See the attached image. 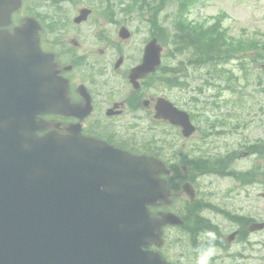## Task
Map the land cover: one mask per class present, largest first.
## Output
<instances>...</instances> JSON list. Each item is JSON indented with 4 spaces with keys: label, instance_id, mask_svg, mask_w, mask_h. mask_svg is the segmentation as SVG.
<instances>
[{
    "label": "water",
    "instance_id": "obj_1",
    "mask_svg": "<svg viewBox=\"0 0 264 264\" xmlns=\"http://www.w3.org/2000/svg\"><path fill=\"white\" fill-rule=\"evenodd\" d=\"M19 4L0 0V25ZM38 27L27 18L12 34L0 31V264H164L146 250L162 225L181 223L149 210L170 194L159 176L167 173L164 164L76 130L37 134L40 114L67 107L64 82L39 48ZM160 51L150 41L131 78L153 71ZM156 110L184 136L194 131L188 114L164 98ZM182 189L194 195L189 182Z\"/></svg>",
    "mask_w": 264,
    "mask_h": 264
},
{
    "label": "flooded vegetation",
    "instance_id": "obj_2",
    "mask_svg": "<svg viewBox=\"0 0 264 264\" xmlns=\"http://www.w3.org/2000/svg\"><path fill=\"white\" fill-rule=\"evenodd\" d=\"M63 2L65 0L60 3ZM154 5L157 6L153 3L151 11L142 8L141 4L133 6L139 10L138 19L134 21L137 24L131 22L128 25L123 20H128L129 16L119 18L114 10L108 9L113 6L106 4L101 13L107 26L92 34L82 30L90 23L93 24L92 30L97 26V20L92 17L95 12L88 5L77 9L71 19L62 15L59 3L51 10L50 16L37 12V5L29 9L27 16L34 17L40 25L39 45L51 56L56 76L65 82L66 87L67 107L59 113L42 114L47 122L43 132L69 133L74 127L84 137L132 154L145 153L152 140L151 143H143L135 129L140 123L139 112L142 110L145 116L167 122L154 116L157 99L164 96L153 90L159 79L158 68L145 76L131 78L142 62L145 45L152 38L158 41V10ZM20 10L12 12L10 23L3 29L12 31L23 21L16 14ZM81 10L87 13L77 22L74 18L82 16ZM117 22L120 24L118 27ZM122 27L126 28L125 37L120 33ZM155 143L152 153H157ZM166 158L172 161L171 157ZM169 170L168 175L171 174ZM242 179L245 185L254 181L252 177ZM195 199H198L197 204L192 202ZM190 202L183 213L176 212L185 225L163 226L162 241L156 248L150 246L167 264H194L195 249L209 229L219 237L213 264H264V213L259 216L253 211H232L212 203L206 196L196 195L194 199H188ZM197 206L200 210H192ZM159 211L156 210L155 215H159Z\"/></svg>",
    "mask_w": 264,
    "mask_h": 264
},
{
    "label": "rangeland",
    "instance_id": "obj_3",
    "mask_svg": "<svg viewBox=\"0 0 264 264\" xmlns=\"http://www.w3.org/2000/svg\"><path fill=\"white\" fill-rule=\"evenodd\" d=\"M129 1L65 0L60 3L61 0H25L26 4L23 3L17 15L21 19L27 16L31 7L38 5L35 7L37 12L50 16L51 10L59 3L62 15L71 19L76 15L77 9L88 5L95 12L92 17L97 20V26L92 30L93 24L90 23L83 26L82 30L83 33L92 34L107 26L101 11H104L109 2L113 8L108 9L114 10L119 18L129 16L128 20H123L124 23L129 25L138 19L139 10L137 7L129 9ZM176 8L174 4L169 5L166 11L161 10L159 14V21L169 30L170 21L176 20ZM217 18L220 30L227 39L233 42H254L253 47L258 49L252 52L239 50L219 69L206 73V69L183 66L185 61L181 56H172L171 53L167 56V43L160 41L164 46V65L172 63V67L178 64L176 69L183 67L184 75H177L183 77L180 81L185 84L170 88L164 83L167 75L162 70L153 89L154 93L168 97L186 111L192 108L201 109L192 112L197 114V119L192 120L193 124H199L198 128L201 130L185 139L176 127L145 116L142 110L139 112L140 123L135 129L143 143H151V139H154L156 146L160 144L165 157H169V151L176 150L174 156L170 154L174 163L183 164L180 161L193 153H208L209 157L220 158L233 155L232 164L225 167L232 170L231 176H224L220 167L217 170L211 167L212 158L207 160L212 170L208 175L197 176L192 183L196 195L201 198L206 196L212 203L221 204L232 211H253L260 216L264 213V158L244 153L248 152L249 145L264 142V0H197L189 7L188 19L191 21L208 26ZM119 25L117 22L116 27ZM169 144L172 146L167 147ZM255 169L254 183L251 181V184L245 185L242 178L249 179L246 172ZM187 199L186 195L180 194L173 199L169 209L183 207Z\"/></svg>",
    "mask_w": 264,
    "mask_h": 264
},
{
    "label": "trees",
    "instance_id": "obj_4",
    "mask_svg": "<svg viewBox=\"0 0 264 264\" xmlns=\"http://www.w3.org/2000/svg\"><path fill=\"white\" fill-rule=\"evenodd\" d=\"M142 1L146 2L147 0H141V2ZM149 1L151 3L157 2L159 11L166 9L169 5L174 4L177 6L175 9L176 11H174L176 14V20L170 21V30L163 26L162 23L160 24L159 38L161 41H166V45L171 48H168V50L170 49L169 53H177L183 57L185 61L183 66L205 68L207 71L217 70V68L219 69L220 66H223L226 62L232 59L235 53L239 50H246L247 52L250 50V52H252L253 50L258 49V47H253V45H255L254 42H233V40L227 39L223 34V31L220 30L218 22L210 26H204L202 23L188 20L189 7L197 0H148L147 2ZM192 2L194 3L192 4ZM166 17H168V15ZM256 56L263 58V56L260 55ZM163 69L167 71L168 68L166 67ZM183 70L182 67L181 71L184 75ZM165 80L167 81L168 78ZM175 83L179 86L182 85V83L179 82L178 84L177 82ZM250 151L263 153L264 142L251 145ZM210 159L211 158H208V156L205 155H196L192 159L184 162L190 164L198 174L210 172L212 170L211 167L215 168V170L220 167L224 173L225 167L229 165L231 159L233 160V155H225L222 158L219 156L212 157L213 161L211 160V167L207 164ZM174 167L175 173H178L177 167ZM192 167H189L191 172L193 171ZM192 210H200V206H197Z\"/></svg>",
    "mask_w": 264,
    "mask_h": 264
},
{
    "label": "clouds",
    "instance_id": "obj_5",
    "mask_svg": "<svg viewBox=\"0 0 264 264\" xmlns=\"http://www.w3.org/2000/svg\"><path fill=\"white\" fill-rule=\"evenodd\" d=\"M219 237L209 229L206 230L205 236L201 239L198 247L195 249L196 258L194 264H213V258L217 255L216 241Z\"/></svg>",
    "mask_w": 264,
    "mask_h": 264
}]
</instances>
